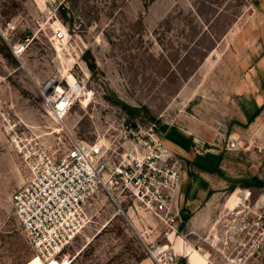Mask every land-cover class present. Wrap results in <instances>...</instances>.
I'll return each mask as SVG.
<instances>
[{"label": "rangeland", "instance_id": "obj_1", "mask_svg": "<svg viewBox=\"0 0 264 264\" xmlns=\"http://www.w3.org/2000/svg\"><path fill=\"white\" fill-rule=\"evenodd\" d=\"M263 63L264 0H0V264H48L12 204L33 161L79 139L118 162L153 132L189 147L184 171L209 178L206 199L184 194L168 241L156 217L100 194L60 264H157L148 250L165 243L173 264H264ZM64 74L87 83L59 119L40 89Z\"/></svg>", "mask_w": 264, "mask_h": 264}, {"label": "built area", "instance_id": "obj_2", "mask_svg": "<svg viewBox=\"0 0 264 264\" xmlns=\"http://www.w3.org/2000/svg\"><path fill=\"white\" fill-rule=\"evenodd\" d=\"M64 37L61 29L55 30L56 40ZM25 49L18 44L14 54ZM86 83L84 78H74L72 83L50 79L40 89L43 103L54 117L63 119L84 94ZM124 149L115 162L106 156L104 141L75 139L65 154L45 152L31 163L29 176L14 193L12 204L23 232L48 264L63 262L62 253L90 222L88 207L100 194L120 210L132 201L136 209L156 217L168 241L178 232L184 160L154 132L137 138L131 146L125 144ZM148 253L157 264L177 261L169 243L154 245ZM245 263L238 257L224 264Z\"/></svg>", "mask_w": 264, "mask_h": 264}, {"label": "crops", "instance_id": "obj_3", "mask_svg": "<svg viewBox=\"0 0 264 264\" xmlns=\"http://www.w3.org/2000/svg\"><path fill=\"white\" fill-rule=\"evenodd\" d=\"M260 68V67H258ZM262 71H264V63L262 65ZM164 143L167 147H169L173 152H175L179 157H181L184 160L185 163V169L186 165L191 161L190 157L191 155L189 154L190 149L187 147L186 144H184L180 139H175V138H169V140L164 139ZM187 171V170H186ZM184 171L183 173V178H182V184L179 190V206L183 202L184 194L188 198V203H196V201L206 199L208 196L209 192L211 191V187L208 184V179L209 178H187V173ZM193 190H197L199 197H193L190 201V192L191 194L193 193ZM91 206V205H90ZM198 214V213H197ZM136 218V222H137Z\"/></svg>", "mask_w": 264, "mask_h": 264}, {"label": "bare ground", "instance_id": "obj_4", "mask_svg": "<svg viewBox=\"0 0 264 264\" xmlns=\"http://www.w3.org/2000/svg\"><path fill=\"white\" fill-rule=\"evenodd\" d=\"M41 2V1H40ZM58 49L60 50V53H61V48L60 47H58ZM64 76L65 77H67V79H68V81L70 82V83H72L73 81H74V76L72 75V74H64ZM47 108V110H48V113H50L51 115H52V113H51V110L48 108V107H46ZM89 213V212H88ZM210 214H211V206H210V204H208V206L206 205L204 208H202L199 212H198V214H197V219L200 221V222H206L207 221V219L209 218V216H210ZM175 237L174 236H171V240H173ZM63 254V253H62ZM145 262H148V264H153V262H152V260L149 258L147 261H145ZM34 263H36V264H42V260L40 259V258H36L35 259V262ZM208 263H209V261H208ZM60 264V263H59Z\"/></svg>", "mask_w": 264, "mask_h": 264}]
</instances>
